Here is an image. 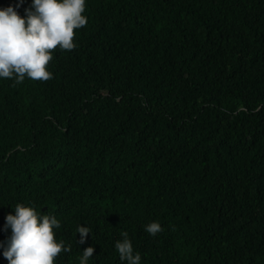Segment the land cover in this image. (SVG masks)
Returning <instances> with one entry per match:
<instances>
[{"label":"trees","instance_id":"obj_1","mask_svg":"<svg viewBox=\"0 0 264 264\" xmlns=\"http://www.w3.org/2000/svg\"><path fill=\"white\" fill-rule=\"evenodd\" d=\"M84 15L51 79H0V243L24 203L60 221L72 251L55 264L90 246L89 264H121L122 232L142 264H264V0H86Z\"/></svg>","mask_w":264,"mask_h":264},{"label":"clouds","instance_id":"obj_2","mask_svg":"<svg viewBox=\"0 0 264 264\" xmlns=\"http://www.w3.org/2000/svg\"><path fill=\"white\" fill-rule=\"evenodd\" d=\"M24 2L0 8V79H12L15 84L23 83L26 77L34 81L51 79L48 65L53 50H73L77 46L74 30L88 24L86 0H32L22 17L18 9ZM5 220L4 231L10 229L11 234L0 248L8 264H55L62 252L72 251L70 244L56 237L54 230L61 228L57 217L41 214L35 204L17 203L14 214L6 215ZM144 230L156 236L162 227L154 221ZM91 231L88 226L76 227L79 246L87 242ZM121 237L115 243L121 264H142L128 233L122 232ZM94 252L93 246L84 249L76 258L78 264H89Z\"/></svg>","mask_w":264,"mask_h":264}]
</instances>
